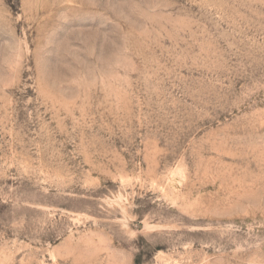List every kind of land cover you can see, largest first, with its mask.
Masks as SVG:
<instances>
[{
  "label": "rangeland",
  "instance_id": "obj_1",
  "mask_svg": "<svg viewBox=\"0 0 264 264\" xmlns=\"http://www.w3.org/2000/svg\"><path fill=\"white\" fill-rule=\"evenodd\" d=\"M0 264H264V0H0Z\"/></svg>",
  "mask_w": 264,
  "mask_h": 264
}]
</instances>
